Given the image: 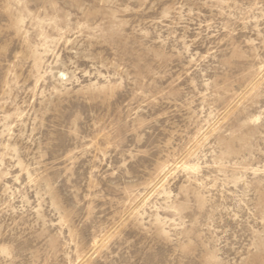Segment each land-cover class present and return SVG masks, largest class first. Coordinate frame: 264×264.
Listing matches in <instances>:
<instances>
[{
	"label": "rangeland",
	"instance_id": "374dc122",
	"mask_svg": "<svg viewBox=\"0 0 264 264\" xmlns=\"http://www.w3.org/2000/svg\"><path fill=\"white\" fill-rule=\"evenodd\" d=\"M0 264H264V0H0Z\"/></svg>",
	"mask_w": 264,
	"mask_h": 264
}]
</instances>
